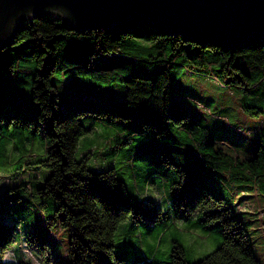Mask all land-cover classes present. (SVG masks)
<instances>
[{
    "label": "clouds",
    "instance_id": "9594fccd",
    "mask_svg": "<svg viewBox=\"0 0 264 264\" xmlns=\"http://www.w3.org/2000/svg\"><path fill=\"white\" fill-rule=\"evenodd\" d=\"M48 11L59 19L46 22L35 17L29 10L26 13V20L31 19V26L18 32L10 46L0 47V57L4 53L15 56V49L21 47L19 37L26 33H36L37 38L32 41L43 40L44 43L41 46L45 48L47 42L53 38L45 40L39 37L37 29L39 31L52 29L81 35L75 30L57 28V25L63 24L66 18L64 10L50 8ZM82 35L89 37L83 40H87L94 48L87 58L89 69L93 68L96 62L101 61L102 57L123 56L134 62L124 67H114L111 70L86 73H110L116 68L125 69L128 73L124 77L125 83L138 85L137 90L150 96L149 99L138 101L130 99L131 92L127 87L112 83L108 86L91 83L102 90L112 89L116 93L124 94L129 108L141 101H149L163 114L169 131L177 141L173 144L169 139L170 146L180 149L190 146L188 144L181 147L180 140L173 132V127L179 126L187 131L197 128L205 130L207 133L203 141L205 148L212 149L237 164L255 162L264 153V111L257 107L255 114L251 113L254 105L251 102L249 90L254 87L253 85L240 79H230L227 76L221 79L223 73L211 68L180 78L173 72L176 56L186 54L183 48L199 49L201 54L198 57L203 56L208 50L217 55L232 54L222 53L217 47H201L198 43L185 42L179 35L153 34L145 37L124 33L115 42L102 30L99 32L92 30ZM92 36L103 37V39L93 40L90 38ZM68 40H66V45ZM129 44L135 52L140 54L150 53L153 49H165L170 45L174 55L172 58L152 62L133 55H125L119 50L113 51L109 47V45L126 47ZM64 49L58 56L55 52L51 54L55 58V63L51 66L47 77L36 74L40 71L22 70L21 68V65L34 61L41 55L39 52H33L30 56L24 55L8 65V72L12 77L25 81L19 84V88L33 96V104L38 105L41 111L35 122L30 121L27 124L21 118L5 119L0 113V201L3 200L5 187L8 196L19 194L20 199L16 201V204H22L25 199L29 201L26 211L19 214L11 213V217L17 222L7 242H0V264H63L64 261L70 264H97L99 259L97 253L106 256L109 264H126L125 261L117 259V252L120 246L130 241L127 236L134 228L143 229L144 235L139 243L131 242L151 264H264V187H262L264 181L260 178L264 173L252 174L250 170L245 172V175H251V190L234 192V186L230 187L224 182L217 171L210 166L206 156L191 146L203 159L204 167L212 173L215 181L214 187L222 198L217 199L213 192H206L192 205L181 204L179 213L182 215H180L171 196L174 190L182 189L185 181L184 172L165 161L149 179L145 178L141 182L133 175L136 163L146 164L148 170L154 167L147 161L133 159V156L139 141L150 132H155L156 129L144 125L143 134H138L123 126L130 123L129 119L109 112L85 110L75 113L70 120H53L52 131L55 136L47 133L45 122L53 116V111L50 109L59 111L60 94L68 79L67 76L57 81L52 78V74L65 64H73L63 59ZM25 51L31 52L32 49L28 48ZM255 52L264 53V47ZM235 54L232 56L234 57ZM232 63L235 64L236 60L233 59ZM75 65L80 70V65ZM135 65L142 66L148 72L156 68L164 69L156 80L155 88L150 79L133 77V82L126 81V78L132 75ZM230 67V64L225 65V69ZM173 78L183 88L189 90L184 99L187 105L202 117L191 130L186 127L191 123V117L186 116L178 122L168 117L171 101L166 92ZM53 80L56 81L54 87ZM30 81L32 82L31 87H29ZM144 82L149 83L145 86ZM40 83L43 84V88L38 87ZM161 91L162 95H157ZM246 96H248L247 100ZM53 97H55V102L50 103ZM225 100H227L226 104ZM218 124L234 129L239 142L234 143L231 137L214 135L213 129ZM72 125H75V128L70 133L66 132V127ZM165 135V133H159L156 139L160 140ZM50 137L63 141L57 146L63 157L64 166L56 173L62 185L66 184L67 190L74 195H80L81 199H86L94 206L96 219L88 224L85 230L72 227L66 222V217L64 220L55 221L45 203L47 197L33 187L34 184L44 186L46 180L53 179L50 174L54 172V168L51 165L56 159L54 153L57 148H52L49 142ZM125 138H127V143H124ZM209 139H211L210 145L207 143ZM257 139L258 146H255V151H249L250 147H254L252 142ZM173 155L175 156V153ZM109 165L112 166L111 170H108ZM164 171H167V176L160 174ZM93 172L99 173L98 179L112 187L117 186L118 181L122 180L123 183H120L119 187L126 195L130 193L140 201L150 200L149 206L152 204L159 206L150 232L143 226L144 218L136 216L134 210L120 209L118 213L113 212L98 197L87 193L86 185L93 178ZM174 174L182 179L175 183L173 181L171 187L166 183L157 184L155 180L157 176L170 178ZM65 177H71V182H68ZM242 197H247V199L242 200ZM60 199L63 197L61 196ZM29 210L32 211L34 217L39 214L43 219L47 232L57 242L55 252L50 243L41 245L32 232L26 230V225L31 226L34 222H29L25 215ZM214 212L220 214L210 215ZM81 237L83 241L88 242L87 246L82 242ZM57 254L59 259H57Z\"/></svg>",
    "mask_w": 264,
    "mask_h": 264
},
{
    "label": "trees",
    "instance_id": "16d2710c",
    "mask_svg": "<svg viewBox=\"0 0 264 264\" xmlns=\"http://www.w3.org/2000/svg\"><path fill=\"white\" fill-rule=\"evenodd\" d=\"M46 22H52L54 19H59V17H54L51 14L44 15L38 17ZM39 24V22H37ZM31 26V21L27 20L24 24H22L18 30V32L28 29ZM57 28L60 30H74L71 26L65 22L61 25H57ZM99 31H104L109 38L115 42L119 39L121 34L124 33H132L137 36H151L153 34H158L155 31L149 28H138L132 31H117L113 29H96ZM81 35H77L71 32H63L56 30H46L39 31V37H42L45 40H52L47 42L45 48L41 45L44 43L43 40L32 41L37 38L36 33H26L22 34L19 37V43H32V53L39 52V55L35 61L37 65V70L40 71L39 74L41 76L47 77L51 70V66L55 63V58L51 56L53 52L58 56L60 51L64 49L63 59L68 63L73 64H65L62 68L58 69L55 73L52 74H66L77 77L89 78L94 81L100 83H120L124 84L127 88H129L131 92L130 99L132 100H141V99H149L150 96L139 92L137 90L138 85L136 84H126L124 81V77L128 75L127 71L123 68H116L110 73H86V72H95L102 70H111L114 67H124L129 63H134L131 60L124 58L123 56H113L111 58H101V61L95 63L94 67L89 69L87 67L88 64V56L92 54L94 48L89 44L87 39L89 37H85L84 33H90V31L78 32ZM17 32V33H18ZM16 33V34H17ZM16 36V35H15ZM61 36V37H55ZM93 40H102L103 37L92 36L90 37ZM70 39V40H68ZM83 41H77V40ZM66 40H68L66 45ZM56 43V45H55ZM174 44V41H172ZM55 45V47H54ZM216 47L214 45H201V47ZM103 47V45H101ZM113 49V51L119 50L125 55H133L136 58H143L152 62L157 60H163L167 58H172L174 53L172 52V48L169 45L165 49H153L150 53L140 54L133 50L132 46L129 44L128 46L121 45H109ZM264 47V42L260 41L254 44H245L242 48H219L222 53H230L232 55H217L213 51L208 50L204 53L203 56L198 57L201 53L200 50H193L191 48H183L182 50L186 54H180L176 56L174 60L175 67L173 68V72L178 76L184 70H190L192 72H201V70L207 71L208 68H211L217 72L223 73L221 79H224L227 76L230 79H240L254 87L249 90V95L251 97V102L254 107L251 110V113L254 115L256 108L258 107L261 111H264V53L255 52L256 50ZM240 51V52H238ZM31 53V54H32ZM219 54V53H218ZM233 59L236 60V63L233 64ZM45 62V66H44ZM80 65V70L77 65ZM230 64L231 67L229 69H225V65ZM248 69H247V67ZM85 71V72H82ZM164 71V69L156 68L152 72H148L140 65H135L132 75L126 78L128 83L133 82V77H140L142 79H150L153 81V88L156 87V80L159 74ZM104 76V79L100 77ZM6 83L5 79L0 77V87ZM149 82H144L145 86H147ZM175 79L173 78L172 83L169 86L166 95L170 96L171 101V89L174 86ZM53 87L55 86L52 83ZM39 88H43V84L40 83L38 85ZM143 91V89H141ZM258 93V94H256ZM157 95H162V91L158 92ZM248 96H246V100ZM55 102V97H53L50 103ZM53 111V116L50 119H47L46 130L47 133L51 136H55V133L52 131V121L53 120H70L72 116L80 111H96V112H109L113 115H120L125 119H129L130 123L127 125H123L126 129H129L132 132H136L138 134H143V126L149 125L151 128L156 129L155 132H150L143 140L139 141L137 147L135 148L133 159H143L147 161L149 165L154 167L149 168L146 164L144 166H138V168L146 167L147 174L146 179H149L153 176V174L162 167L165 161L171 163L175 167H177L180 171L185 173V181L183 187L180 191H173V204L177 207L178 214L179 206L181 204L189 206L192 205L195 201L199 200L206 192L211 191V185L209 184L210 175H201L200 172L204 169V161L203 159L195 152L194 149L191 148L193 146L197 149L202 155H205L208 159L210 166L215 168H221L223 164L228 163L227 157L222 156L220 153L207 149L204 146V139L207 136V133L203 129H193L200 121V117L192 114L187 111L178 110L175 112H171L170 107L168 109V117L173 119L174 121H179L186 116L191 117V123L186 125L190 130L187 131L181 129L179 126L173 127V132L177 136V138L181 142V147H184L188 144L185 149H180L178 147H172L169 145L168 140L171 139L173 144H176L177 141L175 137L172 136L169 131V126L164 121L163 114L156 107L152 106L149 101H141L139 104L135 105L132 108L127 107L126 99L118 100L111 102L106 109H96L91 108L86 105H74L71 106L67 112H63L60 109L56 111L55 109H50ZM40 108L38 106V110L33 113L28 109H24L23 112H19L16 109H9L7 111H0L3 114L5 119H9L11 117L21 118L25 124L32 121L35 122L37 117L40 116ZM39 126V125H37ZM75 128V125L66 127V132H71ZM159 133H165L166 135L157 140L156 136ZM63 135V134H61ZM49 142L52 148H57L56 153H54L56 159L51 165L54 168V172L50 175L53 177L51 180H46L45 185H41L36 187V190L41 192L43 196H49L53 198L51 206L53 208V212L51 216L55 218V221L64 220L66 217V222L70 223L72 227H75L80 230H85L88 224H91L96 219L95 209L92 204H90L86 199H81L80 195H74L71 191L67 190V185H62L60 179L56 175L59 169H62L64 166L63 157L60 155V150L58 144H62L63 141L60 139H52L49 138ZM124 143H127V138H125ZM207 143L211 144V139L207 141ZM258 146V144H257ZM175 153V156L173 155ZM67 154V153H65ZM66 163V161H65ZM239 165H243L246 172L251 171L252 174L256 172L264 173V153H262L259 159L255 162H247V163H239ZM109 168L108 170H111ZM92 171V170H90ZM138 174V173H137ZM161 175L167 176V171L161 172ZM99 173L93 172V178L90 179L86 185V191L89 195L93 197H98L102 203L106 205L113 212H119L120 209H132L136 216H142L144 218L145 224L148 229L151 231L152 222L156 219V215L159 211L154 204L149 206L150 201H140L130 194H125L121 188L119 187L120 183H123L122 180L118 181L117 186L112 187L102 182L98 179ZM196 177H202L203 181H198ZM51 177H49L50 179ZM80 179H86L84 177H79ZM155 178L164 179L169 186L171 187L173 181L174 183L182 179V177L178 175H173L170 178H165L161 176H157ZM261 180L264 181V175H261ZM68 182H71V177H65ZM248 184L239 185L240 188L245 190H251V175L247 178H244ZM264 187V184H262ZM55 189V191H53ZM244 191V190H243ZM212 192V191H211ZM214 194V193H213ZM63 199H60V197ZM217 199H221L222 196H217ZM20 199L19 196H16L14 199H10L7 195V189L4 191L3 200L0 201V242L6 243L8 238L11 235V232L14 230L15 222L12 218L11 221H8L11 217V213H19L22 209L26 210V205L28 203L23 202L22 204H16V201ZM11 201V203H10ZM5 205L4 207H1ZM227 210V209H225ZM31 213H30V212ZM29 216H33L31 210H29ZM220 213L214 212L210 215H219ZM22 218V217H20ZM235 218V217H234ZM43 220V219H42ZM205 227H208L205 225ZM46 227L39 226L36 228L34 232V236L38 239L39 243H45L41 241V233L44 231ZM82 242L87 246L88 242L83 241V237H81ZM99 259L97 260V264H109L108 258L104 256L102 253H97ZM79 257L77 256V259ZM117 259L123 260L126 264H151L150 261L146 259H142L141 257H137L132 259L128 256L118 255Z\"/></svg>",
    "mask_w": 264,
    "mask_h": 264
},
{
    "label": "water",
    "instance_id": "95a60500",
    "mask_svg": "<svg viewBox=\"0 0 264 264\" xmlns=\"http://www.w3.org/2000/svg\"><path fill=\"white\" fill-rule=\"evenodd\" d=\"M66 12L78 32L96 29L132 31L149 28L185 42L242 48L264 42V0H0V47L14 42L26 13Z\"/></svg>",
    "mask_w": 264,
    "mask_h": 264
},
{
    "label": "rangeland",
    "instance_id": "374dc122",
    "mask_svg": "<svg viewBox=\"0 0 264 264\" xmlns=\"http://www.w3.org/2000/svg\"><path fill=\"white\" fill-rule=\"evenodd\" d=\"M24 44V45H23ZM20 44L21 47L15 49V56H11L9 53H4L2 57H0V77L5 79L6 83L0 87V111H7L9 109H16L19 112H23L24 109H28L31 112L35 113L38 110V105L33 104V96L30 95L27 92H24L22 89L19 88V84L25 83L23 79H16L12 77L9 72H8V65L12 63L13 60L21 58L24 55L30 56L31 52H26L25 50L28 48L33 47L32 43H23ZM22 70H37V65L36 61H31L27 64L21 65ZM196 74V72H192L190 70H184L181 74H179L177 77H183L187 75H193ZM35 75V74H33ZM68 79L64 83V90L60 94V109L63 112H67V110L74 105H86L91 108H96V109H106L108 105L111 102L122 100L125 98L124 94L116 93L112 89H106L102 90L98 86L92 84L96 83L100 86H108L109 83H100L97 81H94L89 78H82V77H76V76H71V75H66V74H55L52 76L53 79H56L57 81H61L65 78ZM80 78V79H79ZM81 79L88 80L90 82H85ZM92 82V83H91ZM52 83L55 85L56 81L53 80ZM32 82H29V87H31ZM115 85H119L122 87H126L124 84L120 83H112ZM189 90L183 88L179 82L175 81L174 86L171 89V102H170V110L171 112H175L178 110H183L190 112L192 114H195L202 118L199 113L195 112V110L191 109L184 97L186 94H188ZM230 99V98H228ZM224 103H227V100L224 101ZM224 110V109H222ZM213 134L214 135H220L222 137H231L233 138L234 143L239 142V137L236 136L235 130L230 129L226 126L223 125H217L213 129ZM254 147H250L249 151H255V146L258 144V139L256 141L252 142ZM138 161H144L143 159H136ZM228 163L223 164L221 168H215L217 173L222 177L224 182L228 184L230 187L234 186V192H240L245 189H242L239 187V185H245L248 184V182L244 179L245 177L247 178L249 175H245L244 173L246 172L245 168L243 165H239L237 163L232 162L230 159H228ZM138 166H144L143 163H136L133 168V175H135L141 182L143 179L146 178L147 170L146 167H141L138 168ZM109 168H112L111 165H109ZM138 173V174H137ZM201 175H210V181L209 184L211 185V191L217 195L221 196L219 192L215 189L214 184L215 181L213 179L212 173L208 169L204 167L202 171L200 172ZM198 181H203L202 177H196ZM157 184L160 183H166L168 186L169 184L162 178H155ZM154 182V180L152 181ZM33 187L36 189V187H39V185L34 184ZM170 187V186H169ZM5 189H7L5 187ZM130 194V193H129ZM131 195V194H130ZM16 196H19V194H16L14 196H8L10 199L16 198ZM132 196V195H131ZM47 197V200L45 203L48 205L50 214L53 212V208L51 206V203L53 201L52 197L45 196ZM134 197V196H133ZM136 198V197H135ZM172 201H173V194L171 196ZM137 199V198H136ZM243 199H247V197H242ZM145 201H150V200H145ZM25 203H29L26 199L24 200ZM155 205V204H154ZM5 205L1 206L4 207ZM157 208H159L158 205H155ZM26 211L25 209H22L19 211V213H22ZM30 212V211H29ZM29 212H26V217L29 222L34 221L31 226L26 225V230L32 232L34 234L35 230L39 226H43L44 222L42 218L39 216V214H36V216H29ZM17 213V212H16ZM18 213V214H19ZM31 213V212H30ZM12 217L9 218L8 221H11ZM17 222V221H16ZM15 222V223H16ZM143 226L150 232L148 229L149 227L146 226L144 223ZM144 235V230L139 229V228H134L132 229L129 233L127 238L130 240L126 242L124 245L120 246L119 251L117 252L118 255H123V256H128L132 259H135L137 257H141L142 259H145L143 253L139 252V250L135 247L132 242L139 243L141 237ZM41 241H44L45 243H50L53 252L56 250V241L54 240L53 237L50 236V234L47 232V229L45 228L44 231L41 233ZM132 241V242H131ZM44 243H41L43 245ZM57 259H59V256L57 254ZM63 264H70L68 261H64Z\"/></svg>",
    "mask_w": 264,
    "mask_h": 264
}]
</instances>
